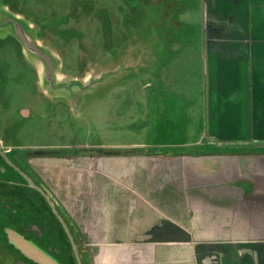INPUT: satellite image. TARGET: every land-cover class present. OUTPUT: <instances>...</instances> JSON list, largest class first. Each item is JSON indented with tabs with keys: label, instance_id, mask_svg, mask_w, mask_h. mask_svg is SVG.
I'll list each match as a JSON object with an SVG mask.
<instances>
[{
	"label": "crops",
	"instance_id": "1",
	"mask_svg": "<svg viewBox=\"0 0 264 264\" xmlns=\"http://www.w3.org/2000/svg\"><path fill=\"white\" fill-rule=\"evenodd\" d=\"M109 1L146 57L132 138L32 160L82 264H264V0Z\"/></svg>",
	"mask_w": 264,
	"mask_h": 264
},
{
	"label": "rangeland",
	"instance_id": "2",
	"mask_svg": "<svg viewBox=\"0 0 264 264\" xmlns=\"http://www.w3.org/2000/svg\"><path fill=\"white\" fill-rule=\"evenodd\" d=\"M134 10L109 0H0V147L131 140L129 81L146 64L124 35Z\"/></svg>",
	"mask_w": 264,
	"mask_h": 264
},
{
	"label": "flooded vegetation",
	"instance_id": "3",
	"mask_svg": "<svg viewBox=\"0 0 264 264\" xmlns=\"http://www.w3.org/2000/svg\"><path fill=\"white\" fill-rule=\"evenodd\" d=\"M44 152V149L37 148L22 153L0 147V264H32L22 259L15 247L3 243L4 232L11 228L30 238L31 242L61 264L57 223L51 219L35 193L53 213L51 205L27 180L29 178L34 185L42 188L57 209L51 191L42 185L41 177L32 162L44 156Z\"/></svg>",
	"mask_w": 264,
	"mask_h": 264
},
{
	"label": "water",
	"instance_id": "4",
	"mask_svg": "<svg viewBox=\"0 0 264 264\" xmlns=\"http://www.w3.org/2000/svg\"><path fill=\"white\" fill-rule=\"evenodd\" d=\"M27 180L29 182V185L31 187L35 188L41 195H43L45 200L48 201L49 204L51 205L53 213L57 216L59 222L61 223V225H62V227L66 233L67 238L70 241V245L72 247V251H73V254H74V257L76 259L77 264H82L80 257H79V254H78L77 244L75 243L74 238H73L72 234L70 233V230H69L67 224L65 223L64 219L58 213L57 209L51 204V202L49 201V198H48L47 194L45 193V191L42 188H40L39 186L34 185L29 178H27ZM20 243L23 245L27 255L32 257L34 260H36L42 264H59L58 262L53 260L50 256H48L47 254H45L44 252H42L38 248L34 247L33 245L25 242L24 240H20Z\"/></svg>",
	"mask_w": 264,
	"mask_h": 264
},
{
	"label": "trees",
	"instance_id": "5",
	"mask_svg": "<svg viewBox=\"0 0 264 264\" xmlns=\"http://www.w3.org/2000/svg\"><path fill=\"white\" fill-rule=\"evenodd\" d=\"M35 194L41 199V201L44 205V209L48 210V214L51 216V219H53L57 223V236H58V240H59L61 264H64V261L66 264H77L76 259H75L74 254H73V251H72V247L70 245V241L67 238L66 233H65L61 223L58 221L57 217L50 211L46 202L37 193H35ZM58 213L62 216V214L59 211H58ZM62 218H63V216H62ZM64 221L67 224L65 219H64ZM67 226L69 228L68 224H67ZM75 243H76V241H75Z\"/></svg>",
	"mask_w": 264,
	"mask_h": 264
}]
</instances>
